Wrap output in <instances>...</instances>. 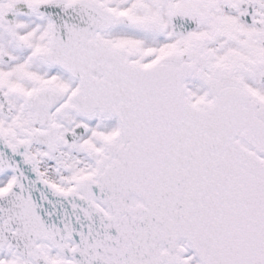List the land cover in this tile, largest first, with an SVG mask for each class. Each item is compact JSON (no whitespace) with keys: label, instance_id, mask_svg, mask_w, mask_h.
Returning a JSON list of instances; mask_svg holds the SVG:
<instances>
[{"label":"snow or ice","instance_id":"1","mask_svg":"<svg viewBox=\"0 0 264 264\" xmlns=\"http://www.w3.org/2000/svg\"><path fill=\"white\" fill-rule=\"evenodd\" d=\"M0 264H264V0H0Z\"/></svg>","mask_w":264,"mask_h":264}]
</instances>
